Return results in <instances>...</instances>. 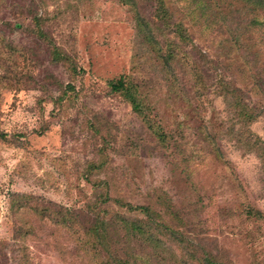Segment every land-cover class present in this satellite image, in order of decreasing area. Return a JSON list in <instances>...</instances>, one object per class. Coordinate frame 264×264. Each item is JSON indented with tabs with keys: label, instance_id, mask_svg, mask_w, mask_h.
I'll return each instance as SVG.
<instances>
[{
	"label": "rangeland",
	"instance_id": "374dc122",
	"mask_svg": "<svg viewBox=\"0 0 264 264\" xmlns=\"http://www.w3.org/2000/svg\"><path fill=\"white\" fill-rule=\"evenodd\" d=\"M164 1L193 43L227 67L237 52L218 19L201 17L195 0ZM136 3L134 9L122 0H0V74L5 81H0V134L8 139L0 140V245H7L5 251L0 249V264L5 263V252L11 257L10 245L21 244L14 240L21 225L8 214L10 196L25 193L81 209L95 196L86 171L101 161L104 169L90 179L107 181L110 197L149 205L158 190L181 205L198 202L195 212H188L194 233L225 251L231 264H264V223L248 220L243 213L245 203L264 213L259 160L222 137L216 142L223 160L231 164L225 167L202 134L204 126L210 133L222 131L218 126L229 116L220 98L204 110L157 86L155 80L164 69L142 42L135 21L136 12L150 19L155 3ZM223 7L228 21L248 26L252 14L246 7ZM257 19L263 21L264 15ZM37 20H42V29ZM247 30L243 44L254 45L253 51L243 47L237 61L249 60L254 66L256 59L255 65L263 68L264 26ZM51 41L75 59V77L51 62ZM158 49L164 50L161 44ZM182 63L174 62L173 69L177 80L190 89ZM250 73L231 70L224 76L236 78L235 84L247 91L252 86ZM120 76L138 86L153 128L110 92L109 83ZM59 97L61 105L55 100ZM156 126L175 141H163ZM249 129L264 140V116ZM30 242L38 247L37 252L29 249L33 261L60 263L55 251Z\"/></svg>",
	"mask_w": 264,
	"mask_h": 264
},
{
	"label": "trees",
	"instance_id": "16d2710c",
	"mask_svg": "<svg viewBox=\"0 0 264 264\" xmlns=\"http://www.w3.org/2000/svg\"><path fill=\"white\" fill-rule=\"evenodd\" d=\"M137 1L122 0L134 9ZM151 1L155 3L152 17L147 19L136 12L135 21L142 42L151 48V52H155L156 59L164 69L161 77L155 80L157 86L165 88L167 93L178 95L187 104L202 109L220 98L229 117L219 124L222 131L210 133L204 126L202 134L219 159L223 160V153L216 139L222 137L231 139L234 147L241 153L255 156L260 163L264 184V140L249 129L260 116H264V67H257L256 59L254 66L249 60L242 64L237 61L240 59L238 52L243 47V51H253L251 46L254 45L243 44V36L248 31L247 27L264 26V20L257 19L258 14L264 15V0H195L199 3L200 16L205 17L206 21L209 17H214L216 21L218 19L224 28L221 30L230 36L232 51L237 54L235 58L228 60L230 63L225 68H222L224 61L214 60L208 52L196 46L186 29L173 21L169 9L165 8L164 0ZM224 3L246 7L252 14L248 26L243 27L241 21H228L227 13L222 12ZM37 23L42 29V20H37ZM40 34L41 38H45L43 30ZM158 44L163 46V51L158 49ZM48 50L51 62L61 64L71 77H75L78 73L75 59L53 45L52 41ZM255 52L256 56L260 55L258 50ZM174 62H183L184 76H188L185 82L191 85L190 89L186 88L182 80H177ZM263 63L264 60L260 64L264 66ZM231 70H250V89L244 91L236 85V78L226 79L224 71ZM3 80L4 77L0 74L1 83L5 82ZM109 88L111 93L118 94L130 105L133 113L144 124L149 128L154 127L150 109L144 104L138 86L129 77L120 76L109 83ZM253 97L257 98L255 102ZM55 100L62 104V97ZM157 129L163 141H175L171 134H164L160 127ZM0 140L8 142L7 135L0 134ZM102 140L106 141V138ZM101 162L91 163L86 171V178L92 185L91 192L95 196L81 209L25 193L10 196L11 212L8 214L21 225L14 232V240L21 244L10 245L12 255L7 258V253H4V264H39L33 261L32 252L29 251L31 249L37 252L38 248L31 242H41L48 252L55 251L59 264H231L225 251L209 246L207 237L194 233L188 212H195L198 202L190 201L181 205L168 197L166 192L158 190L154 191L149 205H134L120 198H112L108 195L107 181L90 179L104 169L105 165ZM223 162L225 167L231 166L228 161ZM101 189L105 193L100 192ZM220 210L225 211L226 208ZM243 213L248 220L264 223V213L249 203L243 205ZM28 241H31V245H28ZM0 246L3 251L7 248L4 244Z\"/></svg>",
	"mask_w": 264,
	"mask_h": 264
}]
</instances>
